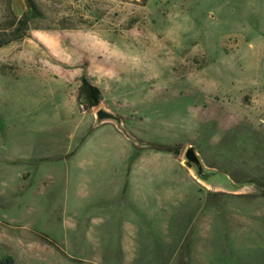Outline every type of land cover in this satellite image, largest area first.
Masks as SVG:
<instances>
[{
  "label": "rangeland",
  "instance_id": "obj_1",
  "mask_svg": "<svg viewBox=\"0 0 264 264\" xmlns=\"http://www.w3.org/2000/svg\"><path fill=\"white\" fill-rule=\"evenodd\" d=\"M36 1L41 15L12 39L27 2L0 0V256L139 262L118 240L78 234L64 208L67 158L113 119L122 133L112 153L162 149L187 165L193 145L201 160L189 167L210 188L206 206L167 264H264V0ZM82 77L102 93L91 109ZM102 142L84 152H108ZM163 237L150 236L167 257L175 240Z\"/></svg>",
  "mask_w": 264,
  "mask_h": 264
},
{
  "label": "crops",
  "instance_id": "obj_2",
  "mask_svg": "<svg viewBox=\"0 0 264 264\" xmlns=\"http://www.w3.org/2000/svg\"><path fill=\"white\" fill-rule=\"evenodd\" d=\"M121 133L115 120L100 121L67 158L64 208L75 210L78 234L88 231L102 240H118L123 252L139 259L130 264H167L191 236L210 188L171 151L160 149L163 153L153 155L112 153V140ZM99 136L106 140L100 144L102 150L107 148L108 152H84ZM124 160L125 167L117 168V162ZM159 163H164L162 168ZM177 163L182 168H175ZM183 203L187 209H180ZM66 223L71 222L67 219ZM171 225L173 232L166 231ZM161 235L164 240L168 236L175 240L174 252L167 257L150 238ZM148 240L150 253L144 247ZM109 256L108 263L113 264L116 252Z\"/></svg>",
  "mask_w": 264,
  "mask_h": 264
},
{
  "label": "trees",
  "instance_id": "obj_3",
  "mask_svg": "<svg viewBox=\"0 0 264 264\" xmlns=\"http://www.w3.org/2000/svg\"><path fill=\"white\" fill-rule=\"evenodd\" d=\"M27 10L18 19L17 25L14 29V36L12 39H19L27 35L31 23L39 18L41 9L36 0H26ZM78 97L84 101L86 107L91 109L100 104L102 93L98 86L89 82L86 77H82V83L79 87ZM15 259L12 255L0 256V264H14Z\"/></svg>",
  "mask_w": 264,
  "mask_h": 264
},
{
  "label": "water",
  "instance_id": "obj_4",
  "mask_svg": "<svg viewBox=\"0 0 264 264\" xmlns=\"http://www.w3.org/2000/svg\"><path fill=\"white\" fill-rule=\"evenodd\" d=\"M97 114L99 116L100 119H107V118H119L118 116L107 112L105 110L99 109L97 111ZM186 159H187V165L188 166H193L195 165L197 167L198 170L202 169V163L201 160L198 156V153L196 152V148L191 145L190 147H188L187 151H186Z\"/></svg>",
  "mask_w": 264,
  "mask_h": 264
}]
</instances>
